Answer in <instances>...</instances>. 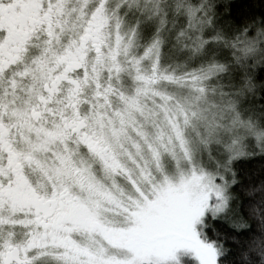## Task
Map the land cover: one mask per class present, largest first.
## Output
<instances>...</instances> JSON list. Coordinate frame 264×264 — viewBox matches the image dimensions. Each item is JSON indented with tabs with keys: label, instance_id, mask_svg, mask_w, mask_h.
<instances>
[{
	"label": "snow or ice",
	"instance_id": "1",
	"mask_svg": "<svg viewBox=\"0 0 264 264\" xmlns=\"http://www.w3.org/2000/svg\"><path fill=\"white\" fill-rule=\"evenodd\" d=\"M262 100L264 0H0V264H264Z\"/></svg>",
	"mask_w": 264,
	"mask_h": 264
},
{
	"label": "trees",
	"instance_id": "2",
	"mask_svg": "<svg viewBox=\"0 0 264 264\" xmlns=\"http://www.w3.org/2000/svg\"><path fill=\"white\" fill-rule=\"evenodd\" d=\"M261 103H264V100H262ZM242 166H245V167H246L247 165H244V164L242 163Z\"/></svg>",
	"mask_w": 264,
	"mask_h": 264
},
{
	"label": "rangeland",
	"instance_id": "3",
	"mask_svg": "<svg viewBox=\"0 0 264 264\" xmlns=\"http://www.w3.org/2000/svg\"><path fill=\"white\" fill-rule=\"evenodd\" d=\"M138 43L142 44V43H143V41H142V40H138Z\"/></svg>",
	"mask_w": 264,
	"mask_h": 264
}]
</instances>
